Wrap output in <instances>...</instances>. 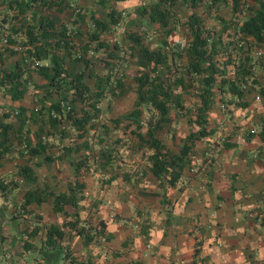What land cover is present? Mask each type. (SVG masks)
<instances>
[{"label":"crops","instance_id":"crops-1","mask_svg":"<svg viewBox=\"0 0 264 264\" xmlns=\"http://www.w3.org/2000/svg\"><path fill=\"white\" fill-rule=\"evenodd\" d=\"M21 17L29 25L30 22L40 25V20L46 18L50 23L54 19L65 21L69 36L77 30L82 36L87 34L82 40L81 53L98 73L107 71L102 56L112 51L114 45L94 49L98 39L106 38L105 33L99 38L90 37L91 27L73 22L75 16H67L65 12L28 10L20 15L11 9L0 11V124L5 123L0 129L6 132L5 141H0V264H64L63 252L57 248L48 249L43 241L46 227L60 219V213L54 210V195H46L39 202H26L23 195L33 190L41 194L68 191V183L74 179L84 185L81 194H96L100 190L98 178L106 174L100 169L87 171L83 161L92 163L101 159L96 155L97 140L103 131L101 122L110 116L109 111L103 109L96 118L100 119L99 123L77 122L88 106H82L83 102L78 99L71 100L72 97L64 94V89L58 88L57 84L66 87L74 71L85 67L72 60L76 48L80 47L76 44L66 48L62 44L46 42L25 43L27 34L21 22L14 21L15 31L7 28L10 19ZM39 28V33L47 31L45 27ZM27 51L39 58L40 65L36 68L23 62L28 56ZM92 54L98 59L89 58ZM109 58L114 61V56ZM51 77H54L52 82ZM86 77L92 82L96 74ZM110 114L113 118V107ZM208 115L210 120H219L223 124L235 118L227 119L223 110L213 108L208 110ZM114 131L116 129L112 126ZM81 132L83 135H79ZM233 132L225 131L228 134ZM83 139L87 141L89 151V147L82 145ZM250 142L242 140L221 153L218 160L225 171L221 174L223 177L211 174L210 167L205 169L206 163L184 171L176 186L169 189L173 202L169 218L163 220L152 216L147 221L150 240L142 239L134 218L132 222L127 218L109 221L107 227L112 233L113 245L122 248L123 242L129 239L131 243L118 255L108 254L107 259L102 255L105 253L102 245L95 244L93 248L98 262L251 264L252 250L255 258L261 257L264 251V151L255 149ZM199 146V142L195 144L193 152H197ZM91 151L95 154H90ZM78 162L82 165L76 170ZM24 166L27 170L23 169ZM214 178L218 180L213 189L207 184ZM92 206L79 207L81 219L83 213L93 211ZM125 213L123 217L128 214ZM25 238L35 245L24 249L21 243ZM78 240L81 241L78 253L85 255L88 248L82 238ZM196 240L200 242L195 244ZM196 245L199 252L195 254Z\"/></svg>","mask_w":264,"mask_h":264},{"label":"trees","instance_id":"trees-1","mask_svg":"<svg viewBox=\"0 0 264 264\" xmlns=\"http://www.w3.org/2000/svg\"><path fill=\"white\" fill-rule=\"evenodd\" d=\"M2 1H5L7 6L1 11L4 12L5 10L11 9L13 12L19 13L20 15L28 10L31 12H40L37 5L39 7L55 5L59 7L60 12H65L67 16H75L72 20L73 22H77L80 17L84 18L83 12L86 10H84V7L81 8V6L78 5L71 6L74 4L72 2L73 0H0V3ZM97 1L98 4L103 5L110 21L117 22L119 16L115 9L104 5L108 0ZM204 1L206 0H154L149 4H146L142 9V13L145 14L151 22H157L161 26H169L175 13L174 10L181 5L187 6L189 11L185 22L188 24L190 30L191 41L185 46L188 61L184 67L187 71H190L191 74L197 72L199 80L198 101L194 106V111L184 105L181 93L174 91L173 85L176 84H183L185 87L190 86V83L185 81V75L180 74L174 78L173 83L169 85L166 83L167 80L162 77V74L158 70V68H160L158 65L168 66V54L165 47L158 46L150 48L141 43L140 37L137 33H129V37L133 39V42L136 45L135 49L138 60L142 64H147V66H145V68L134 77L137 90V101L134 104L138 106L133 108V110L128 111L124 117L120 116L121 113L113 118L105 117V120L101 122L103 125V131L98 136L97 141L99 142V147H97L96 150V155L101 159H98L97 162L93 161L92 163H84L83 161L87 171L100 169L101 172L106 174L105 176L98 178L100 190L96 194H81L80 191L83 190L82 186L84 185L79 182L78 179H74L69 181L68 191H61L59 193L48 191V193L44 192L41 194L37 190H33L23 195L26 202H39L44 200L46 195L48 197L54 195V210L57 213H60V219L58 223H53L46 227L43 241L48 246V249L52 247L63 252L65 258L64 264H100L96 258L97 255L94 252L93 246L97 243H105L104 240L111 241L112 233L108 230V222L117 220L118 218L121 219L123 217V212L130 214L131 208H128L129 205H134L133 210L136 215L134 221L137 223L136 227L138 231L141 232L142 239H145V241L150 240L151 234L147 229V221H150V215L155 219L166 220L169 218V211H171V206L173 204L169 196V189L176 186L177 180L184 171L188 172V170H194L193 168L195 165L199 167V165L206 163L207 165L205 169L210 167L211 174L221 175L225 173L220 161L217 160V164L215 161H212V159L208 160L209 156L207 153L210 149L212 150L213 142H217V140L212 138L213 134L220 135L221 139L218 142L220 143V147L218 148L219 145L217 146V156H220L222 151L231 148L235 144V142L230 140V136L228 137L230 134L225 133L224 129L221 131L218 130L220 129V124L222 127L226 128L227 123L225 122L226 124H223L219 120L212 121L209 118L208 110L210 109L211 111V108H213V97L216 92L214 91L215 87L222 92L218 98V103H221L220 105L229 106L222 109L223 112L225 114L227 113L229 118L235 117L236 119H232V122L237 123L238 121L236 120L241 118L240 115L248 113V106L250 104L249 97L250 94L253 93L252 86L256 84L259 85L261 96L258 95L256 101L258 103L261 102L262 104L261 111L263 112H261L260 115V127L258 129H253L251 127L250 130H247L248 132L245 130L244 137L247 139L246 141H249L253 139V136L254 138L257 136L256 140L258 139V143L255 149H261L262 152L264 151V83L259 82L257 79L258 77L254 75L250 63L252 57L249 55V52L245 50L246 43L251 44V39H253L251 45L255 47L258 46L263 55L262 62L264 61V0H254L257 3V6H249V8L245 7L243 9V11L247 9L245 11L247 16L243 21L237 23L238 32L236 34L232 35L231 33H228V35L230 34L233 36L228 42L230 43V46L226 45L223 47V41L220 37L210 39L209 34L205 32L204 24L198 12L199 6L204 3ZM106 8H108V10H106ZM239 12L238 2L237 0H233V14L235 18H239ZM14 21L21 22L20 24L24 27L27 34L25 43L34 42L37 44L38 42H46L51 45L62 44L66 48H68V46L70 47L72 44H76L80 47L79 49L76 48L72 60L79 62L81 65L84 64L85 67L74 71L71 80L66 82V87H63L61 83H58L57 87H62L64 89V94L72 97L71 100L78 99L83 102V104H81L82 106H88L87 108H84L83 115L76 119L78 120L77 122L84 123L91 121V124L99 123V119L96 120L101 107L99 102L103 101L108 96H110V98L116 96L120 90L118 81H116L115 84H112L111 87L108 85L110 80L111 82L114 80L112 73L114 72L115 63L118 60L117 46L113 44V50L108 51L105 56H102L107 71L98 73L95 66H89V60L82 56V44L80 46V44L75 43L78 39L77 36L81 35V33L79 34L77 30L73 33L71 32L72 35L69 36L66 32L67 28L65 26V21L60 22L54 19L50 23L49 18H46L40 20V25H38L37 22H30L29 25L26 20L22 19V17L21 19H10V24L7 28L14 31L16 28V22ZM233 21L234 20L229 21L228 25L232 26ZM234 23L235 22H233V24ZM92 26L94 28H92L89 34L90 37L93 38H99L102 33H105L106 30L110 29L109 23L104 18H94ZM39 27H45L47 31L39 33L37 32V28ZM46 33L55 36L50 37ZM103 45L108 46L109 43L106 42V40L98 39L93 48L97 50ZM229 47L235 51L234 54H240V52H242V56L239 57V63L234 69L233 76L226 77L224 75L227 70L225 65L228 61H233V57H231L232 53L230 51V53H227V59L225 62L223 61L225 64L221 67H218L219 64L216 63L214 57L219 55L222 48L228 50ZM182 49L184 50V48ZM28 52L29 51H27L26 54L29 56L31 53ZM91 56L92 57L89 58L98 59L96 54H92ZM113 56L115 58L112 62L109 57ZM96 62L98 61H95V63ZM87 64L88 67L86 69ZM148 64L151 65L148 66ZM88 74H96V77L94 80L92 79V82L89 77H86ZM218 74H220L219 79H217ZM244 74L248 75L252 82V86H248L245 89L242 87L243 82L245 81L243 77ZM52 78L54 77H51V82ZM84 101L86 103H84ZM143 102L153 104L159 114L155 122L151 123L146 121L147 126L145 125L146 127L144 130H142L143 120L139 115L141 109L140 105ZM107 103H110L109 98L106 104ZM173 108L176 110V113L179 111L185 113L187 121H190L192 124L191 128L183 135V137L176 140L179 148L177 152H171L169 149H165L166 144L158 138L156 132L161 126H167L166 122L171 118L170 114ZM192 112H195L194 116L190 115ZM122 121L123 123H126L127 121L135 122V127L137 126L138 128L136 133L138 135V140L145 142L147 146H149L150 150L144 153V161L147 164L142 167V172L145 174L150 172L152 176H149V178L151 177L156 181L160 186L159 188H161L156 192L145 193V196L153 198L151 199L152 203H150V205L156 207L153 208L151 212L146 211L147 213H150V215L142 219L140 218L143 213L140 214L141 209L136 205L137 201L134 204L131 201L126 202L128 201L127 199H122L129 191V188L126 184L124 185L119 176L121 173L118 162L119 153L117 152V149H119L118 142H120L118 130L120 127L124 128L121 125ZM238 123H240V121ZM4 124L5 123H1L0 125L4 126ZM112 126L116 131L112 132ZM83 133L84 132H81L79 135H83ZM5 139L6 132L1 128L0 141H5ZM198 142L201 146H199L197 152H193L192 148L195 144H198ZM81 143L82 145H85L84 147H89L86 140L83 139ZM89 150L90 147L88 148V151ZM90 154L95 153L91 151ZM81 165L82 163L78 162L76 164V170H78ZM23 169L27 170L26 166H24ZM196 170L197 169H195V171ZM217 180L218 179L214 178L213 182L208 181L207 186H211V188L214 189ZM119 185H123V188L118 187ZM0 186H2V183H0ZM219 196L221 197V195ZM95 197H97V200L94 201ZM107 199L115 208L114 212L99 216L100 218H98L99 220H97L96 224H92L94 218L90 219L91 214L98 216ZM123 203H126L127 205H119ZM91 204L93 205L91 208H94L93 212L89 211L91 214H88L87 217L85 216L86 218L81 219V209L79 210V207L89 208ZM215 206H217V204ZM262 216V219L264 220V213ZM131 219L133 220V218ZM33 230L37 231V229ZM30 233L31 231L29 234ZM68 237H70V239H68ZM78 238H82L86 244V249L88 248L85 255H83V253H78L81 248V241H79ZM67 239L69 242H67ZM130 240L131 239L124 241L122 248L116 247L115 249H111L109 250L110 253L105 251V253H102L103 257L107 259L108 254H120L123 249L130 246ZM199 242L196 240L194 243L198 244ZM21 245L24 249H27L35 244L25 238ZM198 252V246L196 245L193 253L196 254ZM251 254V264H264V251L259 258L254 257L253 250L251 251ZM136 263L137 262H134V264Z\"/></svg>","mask_w":264,"mask_h":264},{"label":"rangeland","instance_id":"rangeland-1","mask_svg":"<svg viewBox=\"0 0 264 264\" xmlns=\"http://www.w3.org/2000/svg\"><path fill=\"white\" fill-rule=\"evenodd\" d=\"M152 1L154 0H108V2H106L104 5H106V7H111L115 9L119 16L117 22L110 21V18L104 10L103 5L98 4L97 0L72 1L74 4L71 6L78 5L81 6V8L84 7V10L86 9L83 12L84 18L80 17L77 22H79L80 25L84 24V26L86 27L90 26L92 30V28H94L92 26L94 18H104L109 23L110 28L105 32L106 38L104 40H106L109 45L112 43V45L114 44L118 48V60L115 63V67L113 70L114 72H111L113 74L114 80L112 82L110 80L108 85L109 87H111L112 84H115V82L118 81L120 85V90L116 96H113L112 98L108 96L110 103L106 104L108 99H104L103 101L99 102L102 106L100 108V112H102L103 109L104 112H106L107 110L109 111L108 115L110 117L107 118H112V115L110 114L111 107H113L114 117L117 116L116 113H121L120 116L124 117L128 111L133 110V108L138 106L134 104L137 101V90L134 77L137 76L145 68V66H147V64H142L138 60L135 49L136 45L133 42V39L129 37V33L133 32L137 33V35L140 37L141 43L145 44L150 48L158 46L165 47L168 54V66L158 65L160 67L158 68V70L162 74V77H164L167 80L166 83L170 85L173 83L174 78H176L180 74H184L185 81L189 82L190 86L185 87L183 86V84H176L173 85L174 91H178L181 93L184 105L191 108L193 111L194 106L198 101V73L196 72L191 74L190 71H187L185 69L184 66L188 61V56L186 55L185 48L183 50L180 47L179 42H177V40H180L184 43L191 41L190 30L188 28V24L185 22L189 10L187 6L181 5L179 8L174 10L175 13L172 17L170 25L161 26L157 22H151L150 20H148L145 14L142 13L143 7ZM237 2L239 4L240 10L239 18L234 17L233 0H206L198 8L200 18L202 19L204 28L206 30L205 32L209 34L210 39L220 37V39L223 41L222 47L226 45L230 46V43L228 42L233 38L232 35L238 32L237 23L243 21V19H245V17L247 16L245 12L247 9L245 11H243V9L245 7L249 8V6H257V3L254 0H250L248 6L244 5V0H237ZM0 5H4L0 6V11L7 6L5 1H2ZM37 7L40 12H60L59 7L55 5H46L43 7H39L37 5ZM106 10H108V8H106ZM231 20H234L233 22H235L234 24L232 22V26L228 25V22ZM228 33H231L232 35H228ZM82 35L83 34L78 35V39L75 42L80 44V46L82 44L83 37L88 36L87 34H85L84 36ZM251 42L253 43V39H251ZM251 44L246 43L245 50H247L249 52V55H251L252 57L250 63L252 65L254 75L258 77L257 79L259 82L264 83V61L262 62L263 55L260 52L258 46L255 47ZM229 51L232 53L231 57H233V61H228L225 65L227 70L224 75L226 77L233 76L234 69L239 63V57L242 56V52H240V54H234L235 51L230 47L228 50H224L222 48L219 55L214 57L216 63L219 64L218 67H221L223 64H225L224 62L227 59L226 55L227 53H230ZM150 65L151 64H148V66ZM243 77L245 81L243 82L242 87L245 89L248 86H252V82L248 75L244 74ZM219 78L220 74H218L217 76V79ZM214 91L216 92L214 93L213 97V109L222 110L226 107H229L228 105H220L221 103H218L219 94L222 92L217 90V87L214 88ZM252 91L253 93H251L249 97L250 104L248 106V113H246L245 115H240L241 118H238L236 120L238 122L240 121V123H234L232 122V120H229L226 122L227 124L225 123L227 125L226 128L222 127L220 124V129H218L219 131L223 129L224 131H234L232 134L228 135V137L230 136V140L232 142H235V144H238L243 139L247 140L244 137L245 130H250L251 127L253 129H258L260 127V115L263 111H261V102L258 103L256 101L258 95L261 96V93L259 92V85L256 84L252 86ZM140 108L141 109L139 115L140 117H142V130H144L147 126L146 121H149L151 123L155 122L159 114L154 105L148 102H143L140 105ZM100 112L97 114V117L100 116ZM170 115L171 118H169L168 122H166L167 126H161L160 129H158L156 132L158 138H160L166 144H164L166 146L165 149H169L171 152H177L179 148L176 143V140L181 139L183 135L191 128L192 124L190 121H187L185 113L180 111L176 113V110L174 108L171 110ZM190 115L194 116L195 112L190 113ZM225 116L228 117L227 113L225 114ZM227 119L230 118L228 117ZM121 125L124 128L120 127L118 130L120 142H118L119 149H117V152L119 153L118 162L120 168L119 170L121 173L119 176L124 185L126 184L129 188V191L126 193L124 198H122V196L121 198L127 199L128 201L126 202L131 201L134 204L137 201L136 205H138V207L141 209L140 214L143 213L142 217L140 218L142 219L150 215V213H147L146 211L151 212L152 209L156 207L154 205H150V203H152L151 199L153 198L150 196H145V193L156 192L159 191L161 188H159L160 186L156 181H154L151 177L149 178V176H152L150 172H148V174L142 172V167L147 164L144 161V153L148 152L150 148L145 142L138 140V135L136 134L138 128L137 126L135 127V122L133 123L127 121L126 123H123L122 121ZM212 138L214 140H217V142H213L212 150H209L208 156L210 159H212V161H215V163L218 164L217 160L219 156H217V146L219 145L218 148L220 147V143L218 142L221 139L220 135L217 134H213ZM256 138L257 136L255 138L253 136V139H251L250 142L255 147L258 143V139L256 140ZM229 149L230 148L226 150L228 151ZM221 153H225V150ZM219 176L223 177V175ZM118 187L123 188V185H119ZM146 197L149 199H147ZM111 204L112 203H110V201L107 199L98 216L92 215L91 213H89V211L87 213H83L82 215L84 216V218H86L88 214H91L90 219L94 218L92 220V224H96L97 220H99L98 218H100L99 216L114 212L115 208ZM123 204L127 205L126 203ZM133 206L129 205L128 208H131L130 214H126V216L122 217V219L127 218V220L132 222L133 220L131 218H136ZM150 217H152V215H150ZM117 220L119 221L120 218H118ZM104 241L105 243L100 244L102 245L104 251H106L107 253H110L109 250L116 248L111 241Z\"/></svg>","mask_w":264,"mask_h":264},{"label":"built area","instance_id":"built-area-1","mask_svg":"<svg viewBox=\"0 0 264 264\" xmlns=\"http://www.w3.org/2000/svg\"><path fill=\"white\" fill-rule=\"evenodd\" d=\"M245 1V6H248L249 1L250 0H244ZM2 40L0 39V45H1ZM177 42H179V45L181 48H185V46H187L189 44V42L184 43L180 40H177ZM23 62L27 65H29L30 67L36 68L37 66L40 65V60L37 56L34 55H29L23 58Z\"/></svg>","mask_w":264,"mask_h":264}]
</instances>
